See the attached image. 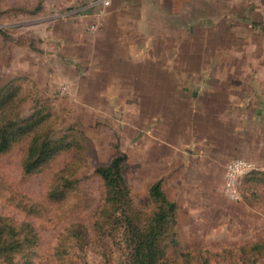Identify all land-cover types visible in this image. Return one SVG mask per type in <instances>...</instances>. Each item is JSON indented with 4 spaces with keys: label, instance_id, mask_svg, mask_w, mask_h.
<instances>
[{
    "label": "rangeland",
    "instance_id": "1",
    "mask_svg": "<svg viewBox=\"0 0 264 264\" xmlns=\"http://www.w3.org/2000/svg\"><path fill=\"white\" fill-rule=\"evenodd\" d=\"M191 3L199 7L191 9ZM38 5L42 10L36 13ZM61 5L60 0H0V88L16 79L22 85L20 120L27 124L33 116L42 117L33 130L64 143L34 174L22 170L29 138L0 155V215L30 219L39 231L36 253L20 264H60L55 247L64 241L66 227L78 225L89 237L82 241L68 233L73 248L65 264H127L121 229L103 209L105 187L97 172L118 154L126 156L122 176L128 212L137 223L149 225L161 209L151 193L157 181L174 205L158 227L162 264H264V244L257 246L264 243V165L256 163L249 180L247 175L241 180V198L230 199L223 193L225 170L222 177L221 168H198L185 159L187 143L179 147V134L183 141L191 134L179 123L187 122L198 100L210 101L208 81L239 85L231 90L246 94L249 130L255 125L252 114L264 109V0L203 5L179 0V12L153 19L152 26L170 37L160 45L167 53L152 57L153 68L160 70L151 71L150 89L118 87V76L105 80L94 67L85 69L65 56L73 50H60L63 41L53 40L58 30L49 18ZM94 45L75 51L92 62ZM108 82L116 83L112 92L104 87ZM55 179L63 201L52 203L42 216L27 214V200L45 199ZM79 240L85 241L83 248Z\"/></svg>",
    "mask_w": 264,
    "mask_h": 264
},
{
    "label": "crops",
    "instance_id": "2",
    "mask_svg": "<svg viewBox=\"0 0 264 264\" xmlns=\"http://www.w3.org/2000/svg\"><path fill=\"white\" fill-rule=\"evenodd\" d=\"M197 1L202 5L204 1L208 2ZM60 2L63 5L58 9L54 7L49 18L55 31L58 30L53 33V40L63 41L60 50L66 47L73 50L64 51L65 56H73L85 69L94 67L105 80L118 76V87H152L150 73L160 70L153 68L152 57L167 53L165 45L163 48L160 45L170 37L160 32L159 25L153 27L152 21L179 12V0H110L109 5H104L101 0ZM194 6L199 7L195 3L189 4L191 9ZM61 27L70 31L64 33ZM86 32L93 33L94 38L85 35ZM93 44L97 58L92 62L75 51L88 49ZM116 83L108 82L104 87L111 88L112 92ZM206 83L210 101L198 100L192 107L191 117L187 113V122L179 123V129L191 132L190 140L185 142L179 134V147L181 143H187L185 159L194 162L198 168L211 171L221 168L222 177L228 161L233 158H246L264 165V109L252 114L256 122L249 130L247 96L244 94L243 97L242 91L231 90L232 87L240 88L239 85L233 81ZM115 94L119 97V93Z\"/></svg>",
    "mask_w": 264,
    "mask_h": 264
},
{
    "label": "trees",
    "instance_id": "3",
    "mask_svg": "<svg viewBox=\"0 0 264 264\" xmlns=\"http://www.w3.org/2000/svg\"><path fill=\"white\" fill-rule=\"evenodd\" d=\"M41 10L42 6L38 5L34 11L37 13ZM0 31L3 32L2 29ZM15 81L17 80H12L11 83L0 88V155L8 153L20 141L29 138L24 152L22 170L26 174H34L49 165L50 161L63 150L64 143L62 139L50 138V133L43 137L39 131L33 130L36 125L40 127L38 120H41L42 117L35 118L33 116L27 124L20 120L19 105L21 104L17 98L20 96L19 88H22V85L15 84ZM125 157V154H118L107 165L97 168L105 187V207L103 209L108 215L110 212L114 215L117 222L113 221V224L116 223V228L121 229L127 247V264H162L161 258L165 252L160 242L162 232L158 227L166 219L167 213L174 210V205L166 198L160 181H157L152 186L151 193L157 204L160 202L159 208L161 209L153 214L152 222H148L149 225L137 223L128 212L130 206L128 188H126L122 176V162ZM252 172L247 174L244 179L249 180ZM59 185L56 179L52 181L47 188L46 198L43 200L29 197L28 203L24 204L26 213L36 217L42 216L44 211L50 210L52 203L62 202L64 195L61 193ZM11 191L17 194L16 190L11 189ZM20 199L22 198L20 197ZM118 212L124 216L116 215ZM64 230H67L69 235L72 234L75 239L78 238L82 241L89 237V233L81 229L79 225L73 228L69 226ZM68 233L61 234L64 241L55 247L56 263L65 264L69 261L68 255L73 246L68 243ZM38 243L39 231L33 221L27 218L17 221L9 215H0V264H11L15 261V264H20L23 257L26 258L30 254L36 253L35 247L38 246ZM76 244L83 248L85 241L79 240L76 241Z\"/></svg>",
    "mask_w": 264,
    "mask_h": 264
},
{
    "label": "built area",
    "instance_id": "4",
    "mask_svg": "<svg viewBox=\"0 0 264 264\" xmlns=\"http://www.w3.org/2000/svg\"><path fill=\"white\" fill-rule=\"evenodd\" d=\"M104 5H109L110 0H101ZM95 25H92L94 27ZM258 169L256 163L246 158L230 159L224 172L223 193L230 199L241 198L239 186L241 180L250 171Z\"/></svg>",
    "mask_w": 264,
    "mask_h": 264
}]
</instances>
